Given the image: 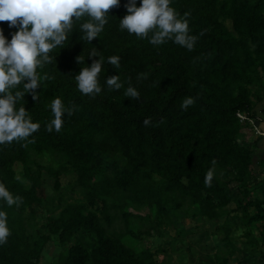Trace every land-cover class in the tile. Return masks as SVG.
Returning <instances> with one entry per match:
<instances>
[{
    "label": "trees",
    "instance_id": "trees-1",
    "mask_svg": "<svg viewBox=\"0 0 264 264\" xmlns=\"http://www.w3.org/2000/svg\"><path fill=\"white\" fill-rule=\"evenodd\" d=\"M125 3L108 10V23L90 42L74 26L51 53L56 63L39 70L47 75L37 99L24 96L40 127L0 145V181L22 197L18 205L0 203L11 230L0 264H39L50 243L60 249L55 264H179L187 257L192 264H229L211 239L224 232L219 240L227 244L242 227L251 248L239 264H264V137L250 140L254 128L237 116L264 115V0H172L197 37L191 50L121 29ZM8 23L0 27L10 39L16 29ZM93 46L105 63L102 91L89 96L74 76L98 59L87 57ZM111 55L120 57L118 66L107 63ZM117 74L122 87L109 88L105 79ZM129 85L138 98L125 95ZM54 96L72 109L58 132L46 128ZM189 96L194 102L182 108ZM209 168L214 175L205 184ZM44 173L53 196L40 194ZM62 176L73 181L64 186ZM201 218L225 220L196 235L182 229L186 219ZM152 231L163 243L137 247Z\"/></svg>",
    "mask_w": 264,
    "mask_h": 264
},
{
    "label": "clouds",
    "instance_id": "clouds-1",
    "mask_svg": "<svg viewBox=\"0 0 264 264\" xmlns=\"http://www.w3.org/2000/svg\"><path fill=\"white\" fill-rule=\"evenodd\" d=\"M120 0H0V21H8V28L16 30L5 36L0 27V145L14 140L26 139L32 136L40 127L39 121H34L24 106V96L31 93L37 99L36 89L41 87L42 75L40 69L56 63L52 51L62 48L69 35L73 33L78 23L79 39L90 42L104 30L108 23V10L118 5ZM172 0H126V14L119 19V27L137 37L147 36L149 43L160 45L168 40L191 50L197 39L190 34L187 13L181 15L171 6ZM151 33V35H149ZM93 59L89 66L84 64L85 58L77 57L80 67L74 76L77 89L85 95L95 96L102 91L98 76L102 71L105 58L96 47L89 51ZM107 63L118 66L120 57L111 55ZM105 84L112 89H120L122 84L119 75H111L105 79ZM22 85V87H20ZM125 95L138 98V90L129 85ZM194 98L185 97L181 107H187ZM52 118L46 125L48 131H60L65 114L70 115L72 109L66 107L60 96H54L50 101ZM150 117H145L143 123L149 124ZM214 175L212 168L205 173L204 182L210 184ZM22 200L14 195L0 181V203L8 206L18 205ZM8 214L0 207V245L4 244L9 235Z\"/></svg>",
    "mask_w": 264,
    "mask_h": 264
},
{
    "label": "rangeland",
    "instance_id": "rangeland-1",
    "mask_svg": "<svg viewBox=\"0 0 264 264\" xmlns=\"http://www.w3.org/2000/svg\"><path fill=\"white\" fill-rule=\"evenodd\" d=\"M259 110H261V105L258 107ZM259 126L260 128H264V115L263 117H259ZM250 133V140H255L256 137H258V134H254V133ZM256 133V132H255ZM260 155L264 157V139L262 140V149L260 150ZM260 172L263 174L264 176V169L260 170ZM44 177H45V183L43 184L41 190H40V194L44 197L46 196H53L54 191H53V180L46 174L44 173ZM61 181L62 184L64 186H66L69 181H73L70 180V178L66 177V176H62L61 177ZM231 207L235 208V204L231 205ZM145 213V211H144ZM38 216L39 218L42 217V214L40 212H38ZM225 218H222L220 221L218 222H211L206 220L205 218H201V219H197V220H193V219H186L185 221H183L182 224V229H194L195 230V235L198 233H202L203 230H213L215 229V227L220 226L223 222H224ZM247 231V228L242 227L241 229H239V231L236 229L233 230L230 240H228L227 244L226 243H222L219 238L224 236V232H220L219 233V237L217 238H212L211 239V243L217 248L216 252L220 253V255L222 256H226L228 257V263L229 264H239V262L243 259V253L242 250L245 247H249L248 244H246L247 240H248V236H246L245 232ZM258 239H260V236L258 233L255 234ZM189 241V239L187 240ZM131 243V242H130ZM161 243H163V238L158 236L154 231H152L151 236H144L142 241L138 242L136 244L137 247L141 248V247H149V248H156L158 247V245H160ZM187 247V245L185 243H180L178 245L179 249H185ZM198 249V246H195ZM251 248V247H249ZM60 249L54 244V243H50L48 245V247L46 248V250L44 251L42 258L40 260L39 264H55L56 260H57V256L59 254ZM177 255V254H176ZM175 255V261L178 262L177 258ZM179 255V254H178ZM258 259H260V257L258 256ZM259 260H257L255 263L259 264L260 262H258ZM179 264H192L190 262V257L185 258L183 261L181 260L180 262H178Z\"/></svg>",
    "mask_w": 264,
    "mask_h": 264
},
{
    "label": "built area",
    "instance_id": "built-area-1",
    "mask_svg": "<svg viewBox=\"0 0 264 264\" xmlns=\"http://www.w3.org/2000/svg\"><path fill=\"white\" fill-rule=\"evenodd\" d=\"M238 118L242 123L248 122L255 130L256 134L263 136L264 132L259 126V118H252L248 113L238 112Z\"/></svg>",
    "mask_w": 264,
    "mask_h": 264
},
{
    "label": "crops",
    "instance_id": "crops-1",
    "mask_svg": "<svg viewBox=\"0 0 264 264\" xmlns=\"http://www.w3.org/2000/svg\"><path fill=\"white\" fill-rule=\"evenodd\" d=\"M261 130L264 132V128L263 127L261 128ZM262 137H264V135Z\"/></svg>",
    "mask_w": 264,
    "mask_h": 264
}]
</instances>
